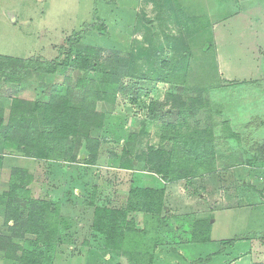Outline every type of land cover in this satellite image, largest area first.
<instances>
[{"label":"rangeland","instance_id":"obj_1","mask_svg":"<svg viewBox=\"0 0 264 264\" xmlns=\"http://www.w3.org/2000/svg\"><path fill=\"white\" fill-rule=\"evenodd\" d=\"M260 1L0 0V54L37 58L47 66L57 61L53 72L28 68L19 86L1 83L0 106L7 108L14 98L48 101L64 79L72 85L78 78L100 82L101 63H128L113 103H98L101 125L89 128L100 141L95 163L79 156L66 161L3 154L0 139V232L24 246L34 240L31 233L11 232L14 222L4 220L1 191L17 166L33 174L32 196L51 203L57 235L44 246L45 264H131L120 250L103 246L93 217L98 207L123 208L136 184L165 191L153 264H264V159L263 164L250 160L244 140L248 135L261 141L264 125L243 128L246 112L254 109L248 103L253 95L264 108V53L255 46L264 48V12L249 11L264 8ZM70 47L72 57L79 48H98L99 66L88 71L71 62L63 66ZM185 54L186 72L170 71L171 63ZM230 66L241 79L237 84L220 78L230 76ZM252 76L263 79L246 80ZM83 90L74 86L75 101ZM175 96L187 103L196 99L202 108L195 122L212 126L222 138L213 172L160 182L145 163V152L149 146L167 149L172 144L161 136L180 124ZM151 101L162 104L154 107L153 117L147 109ZM200 218L210 219V240L188 243L186 229ZM136 219L140 222L141 214ZM0 264L18 262L0 251Z\"/></svg>","mask_w":264,"mask_h":264},{"label":"trees","instance_id":"obj_2","mask_svg":"<svg viewBox=\"0 0 264 264\" xmlns=\"http://www.w3.org/2000/svg\"><path fill=\"white\" fill-rule=\"evenodd\" d=\"M67 39L69 40L68 37ZM71 47L66 52L63 66L71 62L74 67L84 71L99 66L97 59L102 55L101 50L83 47L72 57ZM187 62V54L177 57L171 63L170 71L185 73ZM101 64L100 82L94 79H85V82L83 78H78L75 85H72L69 79H64L58 88L51 90L48 101L31 102L14 98L7 108L0 106L2 153L12 154V151H15L18 155L29 158L66 161H75L79 156L86 163H95L100 141L91 137L89 128L101 125L98 103H113L120 79L127 74L128 68L127 60H117L114 65L109 64V61ZM168 64L163 63L164 66ZM56 66L57 61L47 66L37 58L23 59L0 54V85L5 83L19 86L24 71L28 68L53 72ZM74 86L84 88L79 101L74 99ZM175 100L174 106L182 116L180 124L176 127L170 125L166 130L168 133L161 136L162 140L167 139L172 144L167 149L149 146L145 152L144 161L160 182L187 180L213 172L216 169L218 139L222 138H217L212 126L200 127L199 123L195 122L202 108L201 105L197 106L196 99L192 98L190 103H187L186 98L175 96ZM156 105L162 104L151 101L147 105L152 117ZM191 119L190 125L184 127L181 124L182 121ZM220 122L225 124L227 121L220 116ZM248 151L250 160L263 164L261 160L264 159V139L252 143ZM33 177L28 169L14 166L10 169L8 188L1 191L4 199V220L14 222V228H10L11 232L14 229V232H19L16 235H34L33 242L24 246L15 243L12 236L0 232V251L5 257L15 259L18 264H45L44 246H49L57 235L50 211L51 203L34 198L31 194L29 186ZM164 196L163 187L136 184L131 186L123 208H96L93 230L103 235V246L120 250L131 264H153L161 214L165 211ZM137 214H141L140 222L136 219ZM186 230L188 243H207L211 233L210 219H197L194 225Z\"/></svg>","mask_w":264,"mask_h":264},{"label":"crops","instance_id":"obj_3","mask_svg":"<svg viewBox=\"0 0 264 264\" xmlns=\"http://www.w3.org/2000/svg\"><path fill=\"white\" fill-rule=\"evenodd\" d=\"M246 2L248 3L249 2V4L250 5H256L257 3H261L262 4V1H260V0H246ZM254 9H256V10H258L259 11V13L261 14V15H263V12H264V8H261V7H259V8H253L252 10H249V11H253ZM254 13V12H253ZM251 16L252 17H254V18H257L256 17V15H254V14H251ZM257 30V29H256ZM261 30V29H260ZM256 46V48L258 49V50H261V51H263V53H264V48L261 46V45H255ZM221 66V65H220ZM229 68V71H230V76L229 77H224L223 76V74L220 76V78H224V79H226V80H228V81H231V83H239V81L241 80L240 78H238V77H236V76H233L232 75V68L233 67H228ZM254 68H255V70L257 71L258 70V67H257V65H255L254 66ZM222 73V71H220L219 70V74H221ZM251 73H252V71H251ZM263 79V77L262 76H260V78H256V77H250V78H246V80L247 81H250V82H256V81H258V80H262ZM249 97H250V95H249ZM253 100V101H252ZM255 100H258V97L257 98H255L254 97V95L252 96V98L251 99H249V101H248V103H250L252 106H254V109H248L249 111L248 112H246V115H245V119H244V129H249V131H251V130H253V129H256V130H258L259 129V126H263L264 125V120H262L260 117H264V108L263 109H260L262 106H259L258 107V104L255 102ZM258 108H257V107ZM257 110H256V109ZM258 118H260V120H258ZM231 122H233V121H231ZM230 122V123H231ZM253 126H256V127H253ZM232 130H234V131H236V129L235 128H233L232 127ZM262 139H264V137H261ZM253 139V136L250 138V137H248V135H246V138L244 139L246 142H245V145H248V148L252 145V143H254V142H256V141H260V138L258 139V140H256V141H254V140H252ZM261 139V140H262ZM249 141H252V142H250V144H248L249 143ZM254 141V142H253ZM247 147V146H246ZM249 154H250V152H249ZM250 157V156H249ZM245 178V177H244ZM168 185H170V184H168ZM167 187H169V186H167ZM169 189H170V187H169ZM238 208H243L242 206L241 207H238ZM228 209H226V210H224V211H227ZM212 227H213V224H212ZM212 229V228H211ZM179 253H181L180 251H178Z\"/></svg>","mask_w":264,"mask_h":264}]
</instances>
